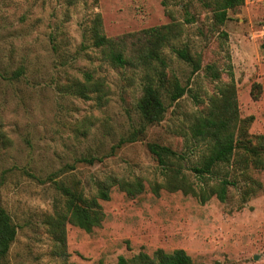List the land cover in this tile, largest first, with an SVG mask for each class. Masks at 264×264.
Returning <instances> with one entry per match:
<instances>
[{
	"label": "rangeland",
	"instance_id": "obj_1",
	"mask_svg": "<svg viewBox=\"0 0 264 264\" xmlns=\"http://www.w3.org/2000/svg\"><path fill=\"white\" fill-rule=\"evenodd\" d=\"M99 14L103 31L116 38L157 25L179 24L180 33L163 52L168 73L187 87L159 123L138 139L113 149L143 126L137 102L144 67L113 66L90 39ZM186 48L201 68L178 56ZM208 65L214 70L209 71ZM23 69L19 77L14 72ZM104 86L90 98L68 92L85 73ZM216 73L217 76H214ZM233 84L240 119L253 146L264 139V0H245L215 21L201 0H0V194L17 226L9 264H117L157 249L182 248L194 264H264V169L241 150L202 182L192 171L208 149L191 126L215 96ZM262 137V138H261ZM166 145L185 156L192 183L208 189L227 177L228 196L206 202L161 185L166 171L148 149ZM264 149V148H262ZM264 154V153H263ZM94 157V163L79 161ZM95 196L98 182L111 177L141 179L144 191L129 196L118 186L100 226L88 232L66 225L61 253L46 217L64 197L55 182ZM158 188V190H155Z\"/></svg>",
	"mask_w": 264,
	"mask_h": 264
},
{
	"label": "trees",
	"instance_id": "obj_2",
	"mask_svg": "<svg viewBox=\"0 0 264 264\" xmlns=\"http://www.w3.org/2000/svg\"><path fill=\"white\" fill-rule=\"evenodd\" d=\"M72 1L74 0H70ZM201 1L205 7L212 9L215 21L219 24L226 22L230 9H235L245 3V0ZM179 33V24L168 23L116 38L108 37L103 31L100 15L95 14L90 34L93 45L100 48L115 67L138 68L141 66L147 71L143 77V94L137 102V110L143 126L122 138L113 149L126 142L137 140L146 125L159 123L164 119L168 106L162 97V89L166 90L171 102L177 101L186 93L187 87L182 85L177 77L169 76L168 61L163 52L164 47L170 44L171 39L177 37ZM175 52L180 58L193 64L194 72L201 68L200 59H194L186 48L175 49ZM208 70L212 71L214 67L208 65ZM22 72L23 69L15 71L14 77H19ZM214 76H217L216 73ZM85 77L86 82L71 83L68 86V92L90 98L92 92L102 91L103 84L94 80L90 72L85 73ZM191 131L193 137L208 141L207 153L201 163L192 167V171L202 182L205 183L206 177L213 175L220 164L229 163L239 150L246 154V162L251 157L255 166L264 169V149H262L264 139L259 146L251 144L252 141L247 136L245 121L239 116L236 89L233 84L213 98L209 111L197 117L191 126ZM148 149L166 171V179L161 187L170 191L182 190L185 194L198 196L202 202H206L214 194L221 201L226 200L228 186L234 183L231 179L225 177L219 179V182L209 189L206 186L197 189L184 171L182 161L185 156L182 153L157 142H149ZM95 160L94 157L87 156L79 159V161L88 163H94ZM48 180L55 182L58 192L64 197L63 206L56 203L53 214L48 215L45 220L49 231L58 241L61 253H64L66 246V225L68 223L88 232L102 224L106 215L99 199L108 200L112 186H118L129 196H135L144 191V183L141 179L131 181L111 177L109 180L99 181L96 195L89 197L83 191L67 185L64 181H55L52 175L48 177ZM16 235L17 226L3 206L0 194V264H9L7 257ZM117 264H194V262L186 250L179 248L171 252L157 249L153 256L146 252H141L130 259L120 256Z\"/></svg>",
	"mask_w": 264,
	"mask_h": 264
}]
</instances>
